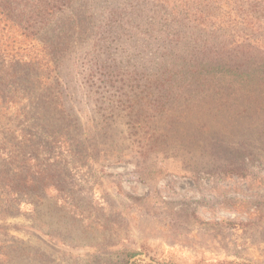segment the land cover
Wrapping results in <instances>:
<instances>
[{"label":"rangeland","instance_id":"rangeland-1","mask_svg":"<svg viewBox=\"0 0 264 264\" xmlns=\"http://www.w3.org/2000/svg\"><path fill=\"white\" fill-rule=\"evenodd\" d=\"M151 60L133 59L145 70L123 67L113 89L106 76L97 89L68 84L81 144L61 160L39 153L62 175L39 183L37 200L6 211L0 193V264H264V158L243 147H264V107L191 88L151 114L147 92L131 88L153 80ZM233 79L219 81L238 88ZM150 115L166 148L143 156ZM239 168L247 178L229 173Z\"/></svg>","mask_w":264,"mask_h":264},{"label":"trees","instance_id":"trees-1","mask_svg":"<svg viewBox=\"0 0 264 264\" xmlns=\"http://www.w3.org/2000/svg\"><path fill=\"white\" fill-rule=\"evenodd\" d=\"M140 55L152 59L147 70L155 76L131 88L147 92L151 114L166 112L171 95L176 101L191 88L235 89L248 93L244 104L263 108L264 0H0V193L6 211L19 209V197L37 200L39 183L43 191L52 174L62 175L47 163L42 167L40 152L61 160L81 144L68 84L79 76L86 88L97 89L106 76L101 87L113 89L123 67L132 68L130 76L143 73L144 65H129ZM227 77L239 87L219 81ZM149 118L143 156L166 148L157 121ZM243 147L264 158L261 144ZM229 173L248 177L240 168Z\"/></svg>","mask_w":264,"mask_h":264}]
</instances>
